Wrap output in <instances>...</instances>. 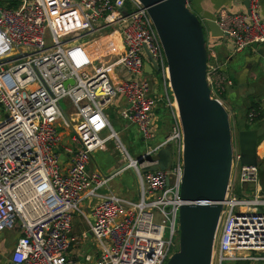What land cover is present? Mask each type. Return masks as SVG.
Listing matches in <instances>:
<instances>
[{"label": "built area", "instance_id": "built-area-1", "mask_svg": "<svg viewBox=\"0 0 264 264\" xmlns=\"http://www.w3.org/2000/svg\"><path fill=\"white\" fill-rule=\"evenodd\" d=\"M259 8L260 0H249L248 11L216 20L233 41L235 53L254 43L264 49ZM99 20L102 23L96 26ZM110 26L116 28L104 33ZM110 35L120 40L121 51L113 61L103 62L87 44ZM213 39L206 32L207 81L211 97L225 106L222 93L232 81L211 62L215 57ZM145 49L159 66L152 71L161 74L165 95H154L152 86L141 78L146 74L144 63L151 64ZM116 67L125 72L124 78ZM168 87L163 48L139 0L0 3V107L5 110L0 116V231L8 229L16 235L12 251L1 264H165L170 251H175L178 210L183 203V133ZM119 97L122 104L117 103ZM66 98L72 107L71 118L60 105ZM110 103L118 104L120 119L136 125L145 140L152 137L156 110L163 106L169 112V132L142 154H155L170 143L169 169L140 172L148 163L139 165L118 139L105 112ZM252 117L249 114L250 120ZM58 126L71 133L70 141L78 144L77 149L62 143L66 134ZM106 129L109 133L102 137ZM110 139L117 141L127 163L108 177L88 171L91 153L103 150ZM62 154L64 162L60 161ZM125 168L136 172L139 201L111 191L98 192ZM260 180L258 162H239L233 134L231 173L211 264L264 261ZM76 212L96 243L95 252L84 254L83 262L71 253L88 239L83 228L79 234L73 232Z\"/></svg>", "mask_w": 264, "mask_h": 264}, {"label": "water", "instance_id": "water-1", "mask_svg": "<svg viewBox=\"0 0 264 264\" xmlns=\"http://www.w3.org/2000/svg\"><path fill=\"white\" fill-rule=\"evenodd\" d=\"M146 8L163 48L169 88L183 133L182 175L178 210V249L165 264H211L219 217L231 173L232 129L228 109L211 97L207 81L211 38L228 36L214 19H201L188 7L191 0H139ZM243 4L248 11L249 0ZM257 47V44H253ZM263 47L259 50L263 53ZM150 63L144 72L159 66L145 49ZM242 165L258 162L255 129L235 126ZM141 173L167 170L172 164L170 143L155 154L137 157ZM138 183V177L136 176ZM168 184V179L166 180Z\"/></svg>", "mask_w": 264, "mask_h": 264}, {"label": "rangeland", "instance_id": "rangeland-1", "mask_svg": "<svg viewBox=\"0 0 264 264\" xmlns=\"http://www.w3.org/2000/svg\"><path fill=\"white\" fill-rule=\"evenodd\" d=\"M3 1H6V0H0V3H3ZM101 23H102V20H99L98 22L95 23V25L97 26ZM115 28L116 27L114 26H110V27L105 28L103 32L111 33ZM118 29H120L119 26H118ZM87 39H91V37L87 36ZM96 48L97 49L102 48V50L108 49L107 41L105 37L101 38L98 41V43L96 44ZM212 60L213 58H211V62ZM116 69L121 74V76L123 77L125 76V72H123L120 69V67H116ZM141 78L145 79L152 86L153 90H157V92L154 93V95H157L159 93H162L165 95V86L163 83L162 76L159 72H156L153 75L142 74ZM230 87L231 86L226 87L225 89V91H227L226 93H229ZM248 99L249 98H245L244 100L242 99L240 105H242L244 101L246 100L248 101ZM247 101H246V104L249 103V102L247 103ZM239 102L240 101H238L237 103L239 104ZM224 103H225V107L229 111V119H230L231 125L233 126L232 135L233 134L236 135L235 125L233 124L236 123L237 126L239 125L243 127L246 124H248V122L244 121L246 105L244 106V109L243 107L242 108L238 107L235 110V108H233L232 106L230 108V106L228 105L227 99L224 100ZM60 105L63 108L65 115L71 118L70 113L72 112V107L69 103V100L67 98L64 100H61ZM160 107L163 108V106H160ZM105 112L107 116L109 117L110 124L112 125L114 131L117 133L118 139L122 142L128 154L135 161L137 157L142 155L144 152H146L150 146H154L156 143L162 141L165 135L169 132L170 127H171V118H170L169 112L166 109L165 110L161 109L158 112L159 118L157 120L156 119L154 120L152 127L150 129L152 133V137L150 139L145 140L143 139L142 134L140 133L136 125L130 124L127 121L120 119V117L118 116V104L110 103L105 108ZM4 114H5V110L2 107H0V116L3 117ZM248 126H252V125L249 123ZM58 130L61 132L63 131V128L58 126ZM108 133H109V130L106 129L105 131L102 132L101 136L104 137ZM65 134L66 135H64L62 139V143L63 144L70 143L73 149H77L78 144L70 141L71 133L70 132L67 133L66 131ZM116 143L117 141L115 139H110L105 143L103 150L93 151L91 153L90 163L87 166V170L88 171L96 170V171H99V173L103 177H108L110 174L122 168L127 163L128 159L124 158L120 150L116 147ZM64 160H65L64 154L60 155V161L64 162ZM261 161L262 162H261L260 167L261 169H264V157L261 158ZM259 187H260L259 192L261 194H264V177L263 176H261ZM110 191L113 192L114 194L125 197L132 201H135V202L139 201L140 199L139 188H138V183L136 180V172L134 171V169L133 168L123 169L122 171L116 173L107 183V185H105L103 188L98 189V192L103 193V194H106ZM81 220H80V217L78 216V213L76 212L73 215V225H74L73 229L77 233H81V230H82L81 225L83 229L87 230L86 224H83ZM87 234H88V239L84 242V244H81V246L79 247V251L77 252L78 253L77 258L81 262H83L84 260L83 259L84 254L86 253L92 254L96 250V243L93 241L88 230H87ZM14 242H15V232L14 231H10L8 229L0 231V245H1L0 258L6 257L12 251ZM172 252L173 250L170 251V254ZM170 254L168 255V257L170 256ZM223 264H226V263H223ZM229 264H264V261H260L258 263L256 262V263H229Z\"/></svg>", "mask_w": 264, "mask_h": 264}, {"label": "crops", "instance_id": "crops-1", "mask_svg": "<svg viewBox=\"0 0 264 264\" xmlns=\"http://www.w3.org/2000/svg\"><path fill=\"white\" fill-rule=\"evenodd\" d=\"M243 1L244 0H191L188 3V7L201 19L219 20L225 14L246 11ZM259 10L261 18L264 21V0H260ZM101 38L103 37L95 39L94 44L93 42L86 44L96 59L103 62H111L117 58L118 54H120V40L111 35L109 37H105L112 42V45L108 49L102 50V48H96V44ZM211 44L215 55L213 61L218 64L221 72L232 81V85L229 88L230 91L227 93V102L230 108L232 106L235 110L238 107H243L244 109L245 105L247 108L252 103H257L258 108L263 109L264 61L263 53L261 54L259 51L262 46L257 45V47H254L252 45L246 47L244 51L242 50V52L240 51L239 53H235L233 50V41L226 36L214 38ZM118 75L119 77H123L121 74ZM154 91L157 92V90ZM245 98H249L248 101L246 100L247 103H249L246 104V101H244V103L240 105L242 99L244 100ZM238 101H240L239 104L237 103ZM117 103L122 104L123 99L119 97L117 99ZM159 109H161V107H159L157 111H159ZM156 115L158 119V113H156ZM244 121H249L248 124L250 123L252 125L250 128L257 131L258 137H262V140L258 144L257 151L258 157H264V119L261 121L250 122L252 120L244 117ZM240 127L243 128V126ZM82 228L83 227L81 225V229ZM73 232L77 233L74 229ZM78 251L79 248L72 250L71 253L77 256ZM4 258H0V264Z\"/></svg>", "mask_w": 264, "mask_h": 264}, {"label": "trees", "instance_id": "trees-1", "mask_svg": "<svg viewBox=\"0 0 264 264\" xmlns=\"http://www.w3.org/2000/svg\"><path fill=\"white\" fill-rule=\"evenodd\" d=\"M10 5L11 6H14V5H16V3H10ZM227 91H224L223 93H222V98L224 99V100H226L227 99V93H226ZM161 109H163V110H165L164 108H161ZM161 109H159V111L161 110ZM158 110V109H157ZM156 110V112L158 113L159 111H157ZM249 114H253V117L251 118V120L252 121H250V122H256V121H261V120H263L264 119V108L263 109H260V108H258V104L257 103H252L251 105H249L247 108H246V112H245V118L246 119H249ZM247 122V121H246ZM249 122V121H248ZM233 125H235V126H237L236 125V123L235 124H233ZM244 129H248V128H250V126H248V124H246L244 127H243ZM262 140V137H258V144H259V142ZM261 159H259L258 160V165H259V174H260V179H261V176H263L264 177V169H261ZM178 240V239H177ZM176 240V245H175V251L178 249V241ZM235 263H248V262H235Z\"/></svg>", "mask_w": 264, "mask_h": 264}, {"label": "bare ground", "instance_id": "bare-ground-1", "mask_svg": "<svg viewBox=\"0 0 264 264\" xmlns=\"http://www.w3.org/2000/svg\"><path fill=\"white\" fill-rule=\"evenodd\" d=\"M106 41H107V46L109 48L112 45V42L108 38H106Z\"/></svg>", "mask_w": 264, "mask_h": 264}]
</instances>
